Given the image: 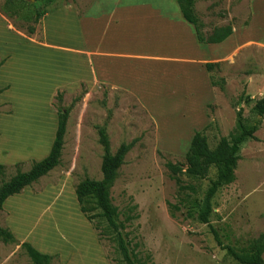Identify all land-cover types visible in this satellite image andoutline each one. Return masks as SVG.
<instances>
[{
    "label": "rangeland",
    "instance_id": "1",
    "mask_svg": "<svg viewBox=\"0 0 264 264\" xmlns=\"http://www.w3.org/2000/svg\"><path fill=\"white\" fill-rule=\"evenodd\" d=\"M71 2L83 11L92 0H0V54L4 56L3 52L10 51L12 57L15 54L23 58L32 56L35 49L31 45L43 41L46 15ZM145 2L152 7L164 3L173 11L178 9L174 0ZM108 7L109 4L101 6L102 9ZM194 13L202 25L201 31L204 27L208 29L204 38L218 27L246 25L251 17L249 0H195ZM36 16L39 18L36 32L27 37L26 27L33 25ZM255 35L254 31L246 33L248 38L256 39ZM258 36L260 41L264 40V34ZM41 53L34 58L40 59ZM8 68L11 70H5L3 75L12 82V87L4 97L12 99L15 104L12 107L11 102L0 103V115H13L15 118L2 122L3 130L9 132L11 141L8 142L19 148L20 153V147L28 144L35 150L42 147L45 153L54 128L47 102L45 114H48L49 125L38 112L42 102L47 101L44 81L40 82L41 85L37 82L34 85L32 77L19 71L16 63ZM209 73L211 85L212 82L217 84L215 94L210 95L198 82L194 86L187 78L176 82L167 79L161 95L157 86L150 88V98L148 102L144 101V109L140 102L121 92L107 95L101 90V94H84L85 86L72 93L60 90L61 101H56L55 97L51 101L55 114L56 107L70 109V113L60 165L30 186L36 194L46 186L66 183L75 190V186L84 179L101 180L103 153L98 143L97 127H105L112 153L121 144L135 141L110 190L112 205L118 209L119 222L123 223L124 229L119 232L107 229L99 210L88 213L91 226L97 227V231L92 229L104 264H124L119 250V234L140 264H238L216 245L209 226L217 232L224 246L234 249L245 246L264 233V116L259 118L252 110L255 102L264 96V46L249 43L234 52L228 62L216 65ZM35 74L41 76L38 71ZM219 86H223V92ZM175 90L178 91L173 93ZM24 108L29 116L23 122ZM238 110H242L245 125L258 123L255 139L240 146L235 180L216 195L209 225L185 219L175 209L177 186L165 164H184L195 132L205 135L211 150L220 138H229L236 132ZM42 124L47 128L45 132L29 134L31 129ZM14 155L17 157L18 150L7 157ZM31 161L36 162L30 159L2 165L0 185L15 175L16 164H19L20 172H26ZM214 173L212 169L204 180H194L184 174L180 178L185 184L195 186L201 196ZM64 178H68L69 183L63 181ZM60 194L61 199L53 201L51 206L24 201L16 208L15 215L21 222L18 233L30 232V240L36 239L40 249H56L61 245L56 238L58 233L73 237L66 233L67 228L74 229L72 222H75L69 195L64 191ZM4 220L5 213L0 212V227L6 228ZM20 244L18 241L14 245L0 243V264H31ZM66 244L72 245L68 241ZM88 248L85 254L89 259L86 261L92 264L93 254ZM54 256L56 258L50 264H60V257Z\"/></svg>",
    "mask_w": 264,
    "mask_h": 264
},
{
    "label": "crops",
    "instance_id": "2",
    "mask_svg": "<svg viewBox=\"0 0 264 264\" xmlns=\"http://www.w3.org/2000/svg\"><path fill=\"white\" fill-rule=\"evenodd\" d=\"M105 4L110 7L102 9L101 6ZM249 5L250 21L246 25L232 27V34L220 44L198 42L194 28L184 21L179 8L173 11L164 3L152 7L144 3V0H92L83 11H79L77 5L71 2L47 14L43 20V41L31 45L35 49L32 56L23 58L14 53L15 57H12L10 51L3 52L4 56L0 54V103L11 102L12 107L15 104L12 99L4 97L10 91L12 82L5 79L3 72L11 70L8 67L16 63L19 71L32 77L34 85L44 81L43 85L48 91L47 101L42 102L38 112L45 124L49 125L48 114H45L47 102L48 113L53 117L54 133L50 136L45 153L42 147L35 150L31 144L20 147V153L19 148L8 142L11 141L8 138L9 132H5L2 127L4 120H11L14 116L0 115V165L30 159L39 162L49 154L57 126V116L51 101L60 90L72 93L80 86H85L87 95L101 94V90L106 91L107 95L121 92L140 102L143 109L144 101L148 102L150 98V88L157 86L161 95L167 79L176 82L187 78L194 86L198 82L210 95L215 94L210 73L205 67L207 64L226 63L234 52L249 43L264 46V40L257 38L258 34H264V0H249ZM207 30L204 27L201 34L206 36ZM252 31L256 32V39L246 36V33ZM40 52V59L34 58ZM36 71L41 76L35 74ZM23 113H26L24 122L29 115L25 108ZM16 128L21 130L17 126ZM45 128L44 124L39 125L31 129L29 134L39 133L41 130L45 132ZM14 150H18L17 157L14 155L8 158ZM63 181L69 183L68 178ZM31 188H24L20 194L9 197L2 205V213H5L4 225L14 239L29 244L42 255H58L60 264H88L89 261L86 260L89 258L85 251L89 246V252L93 254L92 264H104L92 226L80 212L75 190L66 183L46 186L37 194ZM63 191L69 195L75 216V222H72L74 229H66V233L73 237L67 238L66 235L58 233L56 238L61 245L56 249H40L36 239L30 240V232L19 234L21 222L15 215L16 208L24 201L51 206L53 201L61 199L60 193ZM24 216L27 217L25 214ZM49 227L52 228L50 224ZM67 241L72 245L66 244Z\"/></svg>",
    "mask_w": 264,
    "mask_h": 264
},
{
    "label": "trees",
    "instance_id": "3",
    "mask_svg": "<svg viewBox=\"0 0 264 264\" xmlns=\"http://www.w3.org/2000/svg\"><path fill=\"white\" fill-rule=\"evenodd\" d=\"M175 2L184 21L194 28L198 42L220 44L232 34V28L226 26L215 29L211 35L204 38L201 34L202 25L194 13L195 0H175ZM79 14L81 13L79 12ZM38 20L39 18L36 16L33 25L26 27L27 37L35 34ZM205 67L210 72L216 65L207 64ZM212 86L217 87V84L212 82ZM219 89L222 92L224 91L223 86H219ZM1 93L2 90H0ZM54 99L60 102L62 99L61 93L58 92ZM252 110L257 117L264 116V96L255 102ZM55 111L57 126L49 154L39 162L31 161L30 169L26 172H20L19 164L15 165V175L0 185V212H2V205L6 199L20 194L24 188L37 183L39 179L59 166L70 109L56 107ZM257 130L258 123L245 125L242 110H238L236 113V132L230 135L229 138H220L214 149L209 148L207 138L202 132H195L185 154L184 164H172L170 162L165 164L177 186L178 203L175 206L176 211L181 212L185 219L209 225L213 216V202L216 195L235 180L234 172L239 160L240 146L247 140H254V134ZM96 132L103 153L100 166L102 178L99 181L84 179L79 182L75 186L76 200L80 212L90 224L92 223L88 213L99 210V216L105 221L107 229L119 232V230L124 229V225L119 222L118 209L112 205L110 190L117 178L119 169L124 164L126 155L132 149L135 141L129 144H121L115 153H112L105 127H97ZM212 169L215 170L214 176L209 179L208 186L201 196L195 186L185 184L180 178L184 174L194 180H204L209 176ZM3 170L4 167L0 165V176L3 175ZM92 227L97 231L95 225H92ZM209 227L216 245L221 250L226 251V254L235 262L238 264H264V233L256 239L248 241L245 246L234 249L224 246L217 232L211 226ZM0 243L14 245L17 244V241L7 228L0 227ZM20 249L31 264H50L56 258V256L52 257L38 253L27 243L20 244ZM119 250L124 264H140L137 256L128 251L120 234Z\"/></svg>",
    "mask_w": 264,
    "mask_h": 264
}]
</instances>
